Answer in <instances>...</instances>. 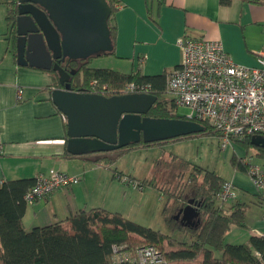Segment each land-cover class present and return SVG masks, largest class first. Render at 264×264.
Returning <instances> with one entry per match:
<instances>
[{"label": "crops", "instance_id": "obj_1", "mask_svg": "<svg viewBox=\"0 0 264 264\" xmlns=\"http://www.w3.org/2000/svg\"><path fill=\"white\" fill-rule=\"evenodd\" d=\"M115 21V51L99 66L124 73L140 70L145 75H168L181 61L177 39L182 36L217 40L236 63L247 66L259 63L264 45V0H231L229 4L221 0H120ZM18 86L24 87L22 99ZM56 87L58 77L49 70L19 65L13 53L0 58V139L5 148L0 155V179L33 178L51 168L81 177L78 183L28 204L23 217L27 230L64 219L71 211L105 207L121 212L115 205H103V169L111 170L103 168L105 152H68L67 121L51 96ZM117 178L132 185L125 177ZM249 180L254 188L250 176ZM252 223L250 234L263 235V213Z\"/></svg>", "mask_w": 264, "mask_h": 264}, {"label": "trees", "instance_id": "obj_2", "mask_svg": "<svg viewBox=\"0 0 264 264\" xmlns=\"http://www.w3.org/2000/svg\"><path fill=\"white\" fill-rule=\"evenodd\" d=\"M2 1L7 6L8 33L15 55L18 0ZM107 1L111 7L108 24L114 44L117 32L115 14L120 0ZM230 2L231 0H221L222 4ZM114 51L115 47L113 51L102 55H109ZM91 58L71 60L62 65L67 70L75 69V74L71 76L73 90L102 92L111 96L122 94L125 85L132 81L148 82L151 84V93L157 95L158 99L147 115L186 119L187 115L179 116L174 112L176 107L169 105L165 72L153 76L145 75L140 70L124 73L110 67H92L89 66ZM49 71L58 77L56 71ZM93 81L96 82L94 85ZM200 122L205 129L199 133L215 134L210 121ZM65 127L67 129V123ZM251 138L252 135H249L236 141H241L247 148L256 147L257 155L264 158V147L253 145ZM154 143L156 142L141 141L130 144L119 151L105 153L102 161L99 160L103 162L106 159L111 167L114 161L132 150L134 145L149 146ZM173 159L176 161V156ZM177 164L180 166L178 174L184 176L185 181H180L172 189L169 183L159 186L153 177L137 179L124 171L114 170L117 177L137 179L141 185L153 186L169 197L162 211L167 232L129 219L121 212L105 207L71 211L64 219L27 230L23 217L28 203L24 195L35 184L36 178L0 179V264H133L129 260L116 262L114 246H122L123 251L136 254L139 248L148 245L157 247L164 256L163 262L148 264H264V234H251L247 242L243 243L233 244L226 241V236L233 227L250 229L246 220L245 202L235 199L227 208L216 202V195L226 179L199 166H195L193 170L191 167L187 172L185 170L189 169V162L183 159L178 160ZM233 165L249 172L250 163L245 164L234 157ZM191 200L198 211V217L194 224H186L174 216ZM262 201L263 199L258 200L259 203Z\"/></svg>", "mask_w": 264, "mask_h": 264}, {"label": "water", "instance_id": "obj_3", "mask_svg": "<svg viewBox=\"0 0 264 264\" xmlns=\"http://www.w3.org/2000/svg\"><path fill=\"white\" fill-rule=\"evenodd\" d=\"M110 14L107 0H18L17 63L58 73L60 86L51 96L66 117L68 152H109L141 141L153 143L204 131L196 120L147 115L158 99L153 93L107 96L73 90L75 69L67 70L61 62L113 51ZM251 143L264 147V135H252ZM192 202L174 217L194 224L198 211Z\"/></svg>", "mask_w": 264, "mask_h": 264}, {"label": "built area", "instance_id": "obj_4", "mask_svg": "<svg viewBox=\"0 0 264 264\" xmlns=\"http://www.w3.org/2000/svg\"><path fill=\"white\" fill-rule=\"evenodd\" d=\"M117 5L119 8L120 3ZM177 44L181 49V61L167 75L169 105L188 108L190 112L186 119L210 121L223 149L249 135H264V45L259 51V63L247 66L236 63L217 40L182 36L177 39ZM144 59L140 58L139 62L143 63ZM95 83L92 82L93 85ZM105 89L106 86L103 92ZM123 91L151 93V84L132 81L125 85ZM23 92L24 87L18 86L19 99L23 98ZM4 151L0 139V155ZM248 174L264 204V170L260 165L250 163ZM35 178V184L24 195L28 204L38 198H46L59 188L78 183L81 179L78 174L57 168H51L47 173L41 172ZM124 180L138 189L143 188L135 180H128L127 177ZM236 198L237 185L233 180L226 179L216 199L222 204ZM121 248L114 246L116 262L129 260L133 264H148L164 261L162 252L152 245L139 248L136 254Z\"/></svg>", "mask_w": 264, "mask_h": 264}, {"label": "rangeland", "instance_id": "obj_5", "mask_svg": "<svg viewBox=\"0 0 264 264\" xmlns=\"http://www.w3.org/2000/svg\"><path fill=\"white\" fill-rule=\"evenodd\" d=\"M6 14L7 6L0 0V58H4L5 55L10 58L13 53ZM108 58H111V55L92 57L89 66L103 67L99 65H102L101 62L106 61ZM110 68L113 67L110 66ZM174 110L179 116L188 115L190 112L188 108L182 106ZM213 130L215 134L209 132L195 133L189 136L158 141L149 146L144 144L134 145L132 150L124 153L114 161L111 167L104 159L103 168L109 166L111 170L103 169V172H105L103 174V203H106L103 205L108 207L112 204L115 205L114 207H120L117 209L123 212L125 217L167 232L162 211L169 197L165 193L162 194L159 189L155 187L154 189L153 186L142 185L143 188L136 189L133 185L124 184L116 176H114L115 180H111V176L114 175V170H118L137 177V179L153 177L154 182L159 186L169 183L168 185L172 189L180 181H185V177L178 174L180 166L177 164L178 160L183 159L189 162V169L186 168L188 170H185L187 172L191 170V167L193 170L195 166H199L216 172L224 179H233L237 185L238 200L245 202L246 220L250 229L235 226L227 234L226 241L233 244L247 242L253 227L249 223H252L255 217L263 213L264 206H261L262 203L258 202L262 198L257 194L255 188H252L248 172L242 171L233 165V158L240 159L245 164H258L263 170L264 158L257 155L256 147L247 148L241 141H234L233 145L223 149L218 133L215 129ZM175 156L176 161L173 159ZM137 179L134 180L139 183ZM216 202L220 204L217 199ZM222 204L224 205V203ZM224 206L229 207L228 204ZM176 235L179 236L180 234Z\"/></svg>", "mask_w": 264, "mask_h": 264}, {"label": "flooded vegetation", "instance_id": "obj_6", "mask_svg": "<svg viewBox=\"0 0 264 264\" xmlns=\"http://www.w3.org/2000/svg\"><path fill=\"white\" fill-rule=\"evenodd\" d=\"M15 58H16V60H17V55L15 54ZM67 64V61L66 62H61V65H66ZM122 149V148H121ZM121 149H116V150H112V151H109V152H111V153H113V152H115V151H119V150H121ZM105 153H108V152H105Z\"/></svg>", "mask_w": 264, "mask_h": 264}]
</instances>
